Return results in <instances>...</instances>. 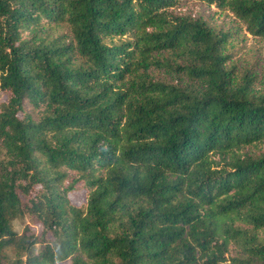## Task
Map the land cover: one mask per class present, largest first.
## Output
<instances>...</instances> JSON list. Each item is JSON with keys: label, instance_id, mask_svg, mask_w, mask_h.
<instances>
[{"label": "trees", "instance_id": "16d2710c", "mask_svg": "<svg viewBox=\"0 0 264 264\" xmlns=\"http://www.w3.org/2000/svg\"><path fill=\"white\" fill-rule=\"evenodd\" d=\"M0 90V264H264V0H0Z\"/></svg>", "mask_w": 264, "mask_h": 264}, {"label": "rangeland", "instance_id": "374dc122", "mask_svg": "<svg viewBox=\"0 0 264 264\" xmlns=\"http://www.w3.org/2000/svg\"><path fill=\"white\" fill-rule=\"evenodd\" d=\"M6 99V94L0 90V102L4 101ZM84 192L85 190H79V191H76V192H73L71 194V198L72 200L75 202V203H80L82 200H84ZM29 224L33 227V229L36 231V232H39L41 230V225L38 224V223H35L33 221V219L30 217V216H25L24 218H19L17 220H15L14 222V228L16 230H18L19 232H22L24 227ZM62 264H69V261H66Z\"/></svg>", "mask_w": 264, "mask_h": 264}]
</instances>
